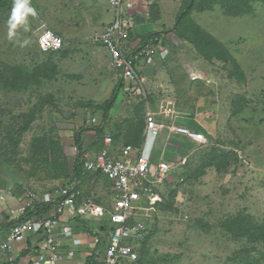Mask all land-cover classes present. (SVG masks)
<instances>
[{
	"label": "rangeland",
	"instance_id": "obj_1",
	"mask_svg": "<svg viewBox=\"0 0 264 264\" xmlns=\"http://www.w3.org/2000/svg\"><path fill=\"white\" fill-rule=\"evenodd\" d=\"M189 1L150 0L161 19L146 17L145 33L161 31L171 50L169 58L175 61L171 73L178 69L173 78L184 93L180 107L184 105L188 110L183 109L184 114L196 122L191 127L203 130L197 124L208 122L212 130L206 144L186 137L174 142L176 152L165 145L167 130L146 140V154L153 162L165 154L175 161L161 184L162 200L137 213L148 229L134 244L141 251L147 240L144 264H245L253 259L264 264V0H250L248 5L243 0H195L187 9ZM28 3L35 15L29 14L11 36L8 19L14 0H7L0 10V75L19 72L29 87L17 90L0 80L1 189L16 177L25 190L34 184L39 190L64 184L65 177L54 176L59 162L66 166L64 175L71 172L78 154L74 128L101 124L103 112L93 106L109 99L121 83L106 51L92 38L111 16L107 0ZM41 22L64 37L62 50H40ZM196 26L214 38L213 48L220 44L219 56L208 54L209 43L196 33ZM167 88L169 94L176 93L173 86ZM123 95L120 91L104 121L101 146L91 148L90 155L106 149L117 156L126 144L140 145L145 103L140 96ZM161 95L156 96L158 101ZM149 96L154 102L153 93ZM203 101L216 110L208 114L198 110ZM101 195L100 201L112 207L113 191ZM237 218L259 224L260 234L250 238L233 229ZM103 220L108 230L114 227L109 213Z\"/></svg>",
	"mask_w": 264,
	"mask_h": 264
},
{
	"label": "built area",
	"instance_id": "obj_2",
	"mask_svg": "<svg viewBox=\"0 0 264 264\" xmlns=\"http://www.w3.org/2000/svg\"><path fill=\"white\" fill-rule=\"evenodd\" d=\"M109 3L114 19L103 32L94 33L92 38L106 48L112 68L120 73V91L127 96H141L145 101L144 139L158 138L163 130H167L169 135L178 134L200 145L208 143L209 136L205 131L180 123V118L186 115L180 112L175 99L164 98L157 107H153L148 100L145 71L161 51L163 36L154 35L146 43H134L126 49L124 42L133 22L126 16L125 0H109ZM37 32L42 52L63 49L62 35L45 24H41ZM92 121L95 123L96 118ZM146 142L141 148L132 144L124 146L119 157L104 150L85 160L84 174H101L112 182L115 195L111 210L96 202L93 197L84 198L76 183L57 185L44 193L29 189L23 199L10 206L12 225L7 240L0 244V252H11L15 242L32 234L40 239V247L31 258V264H60L72 260L76 252L72 249L63 250L65 241L59 237L58 229L66 227L71 219L103 217L109 213L114 227L103 254L99 255V262L95 264H138L139 244L134 243L145 237L148 226L137 213L145 206L153 208L162 200L160 187L173 167L172 163L163 158L158 163L153 162L146 154ZM44 204L52 207L50 216L40 215ZM29 212L32 213L28 215Z\"/></svg>",
	"mask_w": 264,
	"mask_h": 264
},
{
	"label": "crops",
	"instance_id": "obj_3",
	"mask_svg": "<svg viewBox=\"0 0 264 264\" xmlns=\"http://www.w3.org/2000/svg\"><path fill=\"white\" fill-rule=\"evenodd\" d=\"M107 1H108L107 8L109 10L108 14H111V16L107 17V21H106L105 25L102 28H99V30L95 31V33L96 32H103L105 30V28L107 27V25H109L114 19L113 13L111 11L109 0H107ZM148 3H149V5H147ZM90 4H94V3H90ZM129 4H132V5L129 6ZM153 7H156V9H153ZM125 9L127 12L126 16L129 19H131L132 22L134 20V22H133L134 25L129 30L127 40L124 42V45L126 46V49H127L129 47V45H131V44H134V43H136V44L142 43L143 44L144 43L143 37L150 33V32L145 33L146 23H144V22L146 20V17L149 16V17H151V19L155 18L159 21L161 19V12H160L158 6L150 4V0H125ZM41 24H45V23L41 22L40 25ZM45 25H47V24H45ZM157 29H161V28H157ZM56 33H58V32H56ZM58 34H60V32ZM169 35H170V33H169ZM99 45L106 51V53L110 59V55H109L108 51L106 50V48L101 44H99ZM167 48H168L167 45L164 44L161 51L153 58V60H151V62L149 63L148 69L145 71V73H146V86H147V90H148V100L153 105V107H157L158 104L160 103V101L163 100L164 98H168V97L173 98L176 100L177 107L180 110V112L184 113L185 110H187V108L184 105H182L180 107V105H181L180 103H182V95H184V93H183V90H181V91L179 90V89H182L181 85H178L177 82H175L174 78H173V73L175 71L178 72V69L177 70L174 69L173 73H171V70L174 68V65H175L174 62L175 61L170 60L169 55L171 53V50L167 49ZM56 52H58V51H56ZM186 66H188V64H186ZM116 72L120 76V73L117 70H116ZM154 75H155V77H154ZM154 79L156 81H154ZM177 81H179V80H177ZM210 82H212V81H210ZM158 84H159V88H157V87L155 88V86ZM167 86H169V87L173 86L174 91L176 92L175 93L176 95L173 93L169 94ZM116 87L117 86H115V88ZM160 87H163V90H161ZM149 93H153L154 102L150 98ZM159 93L162 95L158 101L156 99V96H158ZM143 102L145 103V101H143ZM205 103H206V101H203L202 104L199 103L200 105L199 106L197 105L198 106L197 109L201 110V112H204L206 114L210 113V111L216 110L215 107L211 106L210 104L205 105ZM145 108H146V105H145ZM183 109H185V110H183ZM193 109L196 110L195 108H193ZM144 112H145V109H144ZM144 117H145V114H144ZM194 120H195L194 118H190V116L186 115L184 118H180L179 121L182 124L194 126L193 124L196 123ZM207 123L206 122L205 123L200 122L197 124V127H199L198 129H203L206 132V134L209 136L210 135L209 131L212 129H211V125H207ZM210 123H211V121H210ZM81 128L82 127L77 125V127H75L73 130L74 143H76L75 138L77 136V133L80 132ZM144 130H145V124H144V128L142 131V139L141 138L138 139L140 145L144 141H146L144 139ZM165 131L166 130H163V132H165ZM168 138H169V140H168ZM183 138H185V137L180 136L178 134H170L169 135V133L167 131L164 142H165V145L170 144L171 147L173 148L174 152H176L177 148L174 149V146H175L174 142L176 144L177 142H179ZM161 139L163 140V138H161ZM106 142L104 140L105 144H106ZM81 143L83 146L82 147V154L84 156L83 157L84 160L89 159V158H93L96 156V153L93 155H90V152H91L90 149L91 148L93 149V148L101 146L100 140L97 136V132L93 128L86 129L85 131L82 132ZM74 146H75V149L77 150V152H79L76 144H74ZM107 148H108V146H107ZM136 148H141V147L136 146ZM121 151H122V149L120 150L119 154L116 157L120 156ZM111 154H112V152H111ZM165 156H166V154H165ZM165 156L163 157V159H166L169 162L175 161L174 156H172V155H170L169 157H165ZM76 158H77V156L75 157V159ZM75 159H74V161H75ZM18 179L19 178L16 177L15 180H13V183H15V184H13L12 182L11 183L9 182V184L6 186V188H4V189L0 188V244L7 240V237L10 233V228L12 225L10 206L16 205L19 200L23 199L25 193L29 190V189L25 190L21 184L23 182L22 179H20L21 181H19ZM70 183H76L78 185V188L82 191L84 198L91 197V196H87L90 194L89 192L91 191L94 194L93 196H94V199L96 202H98L99 204H102L104 207L111 210L112 207H110V205L108 206L107 203L103 204L100 201V199L98 198V196H100L101 194H102L101 196H103V193L107 194L109 191H113V196L115 195L113 184L106 176L101 175V174L100 175H93L90 173H85L83 175V177L79 178V179H74V180L73 179H66V182L64 184H70ZM24 184H26V182ZM30 184H32V183H30ZM34 185L35 186H33V185L30 186V189H35V190H38L39 192L43 191V190L47 191V189L49 188V187L44 188V189L41 188L39 190V185L38 184H34ZM54 186H57V185H54ZM54 186H50V187L52 188ZM2 195H4V198H1ZM113 196H112V199H113ZM44 205H48V204H44ZM44 205L42 206V209L39 212L40 215L50 216L53 212L52 207L49 205L45 207ZM104 217H105V215H103V217L92 218V220H87V218L71 219L67 223L66 227H62V228L60 227L58 229L59 237L65 241V244L63 246V250L72 249V250H75V252H76V255L74 256V258L72 260L63 261L60 264H85L87 257H89L91 255H95L97 258V262H99V260H100L99 255L103 254L104 246L109 242L110 231H111V230H108L106 222H104V220L102 222V218H104ZM39 247H40V239L37 236L31 234V235L27 236L26 239H24L22 241L15 242L14 246H13V250L11 252H9V253L0 252V264H31L30 260L32 257H34L38 253ZM98 252L99 253L101 252V254H98ZM9 257L11 259H9Z\"/></svg>",
	"mask_w": 264,
	"mask_h": 264
},
{
	"label": "trees",
	"instance_id": "obj_4",
	"mask_svg": "<svg viewBox=\"0 0 264 264\" xmlns=\"http://www.w3.org/2000/svg\"><path fill=\"white\" fill-rule=\"evenodd\" d=\"M195 0H190L189 3H188V6H187V9L191 8L192 4L194 3ZM244 4L245 5H248L250 0H243ZM7 3V0H0V10L2 8V6L4 4ZM191 4V6H190ZM187 9L183 10L180 14L179 17H177V24H179V22L182 21L183 17L182 15L185 14V12H187ZM194 25V24H193ZM197 29H196V33L198 34L199 33V36H203L202 38L206 41V44H208V47L209 49L212 51V52H208L209 53H212V55H217L219 56L220 55V52L222 51V48H220V44L217 42V46H215L214 48L211 46V41L214 40V38H211L210 35L206 34L205 31H201L200 27L196 26ZM201 31V32H200ZM157 34L156 35H161V31H158L156 32ZM154 36L153 33H149L147 35H145L143 37V42L147 41L150 37ZM215 42V41H214ZM206 57H208V55L205 53ZM212 56H210L211 58ZM19 72H15L14 73V76H11V77H4L2 75H0V80H1V83L3 85H8V86H11V88L13 89H17V90H20V89H26V88H29L27 87V83H23V79L24 77L21 75V76H17ZM28 77V76H27ZM23 85H22V84ZM122 84H119L112 96L105 100V102H103L102 104H90L91 106L95 107L96 110H100L103 112V120L105 121L107 119V117L109 116V114L111 113V110L113 109L114 105L116 104V101L118 99V95H119V91H120V86ZM33 121V120H31ZM30 121V122H31ZM104 121L99 124V125H95V126H92V127H88V126H85V127H82L80 132L77 133V136H76V140H75V144L79 150L78 154H77V158L75 159V161L73 162V167L71 169V172L69 174H66L64 175V170L66 168L64 162H59L58 165H57V168H58V173L55 174L54 177H65L66 179H79V178H82L83 175H84V156L82 154V143H81V134L83 131H85L86 129H95L96 132H97V136L99 138V140H102L103 139V134L104 133V129H105V123ZM29 122V123H30ZM29 123H27L26 125L23 124L22 127H20L18 129L19 131V134L22 133L24 130H26V128L28 127ZM145 124V123H144ZM144 127H142V130H143ZM128 145V144H126ZM125 145V146H126ZM140 146V145H139ZM236 155V153H235ZM46 162H44L43 164L41 163L40 165V170L43 171L45 170L44 168V165H45ZM47 165V164H46ZM67 165H68V162H67ZM43 206V205H42ZM45 207L48 206V205H44ZM42 209V208H41ZM30 213L32 212H29L28 215H30ZM235 222H232L231 224H234V228L233 229H237V231H241V233H244L245 235H248L250 238H252L255 234L259 235L260 233L259 232V228H260V225L255 223L253 220H250V219H242V218H237L234 220ZM264 227V226H263ZM147 241V240H146ZM146 241H143V249H141V251H139V254L141 253V256L138 260V264H144V255L146 254L145 253V244H146ZM97 262V258L95 255H91L89 257H87L86 259V262L85 264H95ZM245 264H261L259 263L257 260L253 259V260H249L245 262Z\"/></svg>",
	"mask_w": 264,
	"mask_h": 264
},
{
	"label": "clouds",
	"instance_id": "obj_5",
	"mask_svg": "<svg viewBox=\"0 0 264 264\" xmlns=\"http://www.w3.org/2000/svg\"><path fill=\"white\" fill-rule=\"evenodd\" d=\"M29 14L35 15V10L29 6L28 0H14L12 12L8 19L10 36L12 35L11 30L16 29L18 25L25 23Z\"/></svg>",
	"mask_w": 264,
	"mask_h": 264
}]
</instances>
